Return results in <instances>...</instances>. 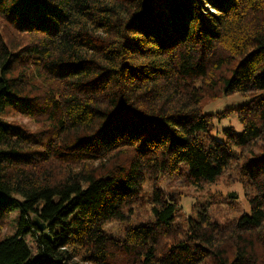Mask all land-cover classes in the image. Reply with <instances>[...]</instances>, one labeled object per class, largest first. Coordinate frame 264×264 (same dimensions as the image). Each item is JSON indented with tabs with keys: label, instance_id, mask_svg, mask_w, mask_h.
Returning a JSON list of instances; mask_svg holds the SVG:
<instances>
[{
	"label": "trees",
	"instance_id": "16d2710c",
	"mask_svg": "<svg viewBox=\"0 0 264 264\" xmlns=\"http://www.w3.org/2000/svg\"><path fill=\"white\" fill-rule=\"evenodd\" d=\"M207 92L247 98L243 133L212 135ZM233 159L249 212L178 226L156 190L153 220L105 229L146 177L214 184ZM0 264H264V0H0Z\"/></svg>",
	"mask_w": 264,
	"mask_h": 264
},
{
	"label": "rangeland",
	"instance_id": "374dc122",
	"mask_svg": "<svg viewBox=\"0 0 264 264\" xmlns=\"http://www.w3.org/2000/svg\"><path fill=\"white\" fill-rule=\"evenodd\" d=\"M198 85H201L199 83ZM220 80L215 81L213 89L219 91ZM209 98V92L201 103V108L208 114L218 115L214 120L212 135L218 140H225L224 130L232 128L236 134H241L244 127L238 117L234 115L233 109L244 105L247 98L243 95L225 96L213 100ZM15 124L22 125L30 131H37L38 123L23 115H14L9 118ZM239 154L236 156L238 157ZM242 161H232L225 173L214 184L191 185L180 179H172L170 176L146 177L143 185L141 198L128 213V219L124 222L114 221L105 226L108 233L112 235H124L128 225L140 224L153 220L152 207L153 194L159 190L166 197L172 196L178 203V213L176 216L177 225L184 227L186 220L196 215V211L202 206L210 207V214L219 221L238 218L242 213L249 212L250 206L245 192V178L240 172ZM231 197H234L233 199ZM14 234L11 224L5 228L3 235ZM30 237H28V240ZM31 240V239H30Z\"/></svg>",
	"mask_w": 264,
	"mask_h": 264
},
{
	"label": "water",
	"instance_id": "95a60500",
	"mask_svg": "<svg viewBox=\"0 0 264 264\" xmlns=\"http://www.w3.org/2000/svg\"><path fill=\"white\" fill-rule=\"evenodd\" d=\"M40 229H43V226H40Z\"/></svg>",
	"mask_w": 264,
	"mask_h": 264
}]
</instances>
